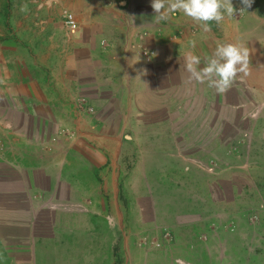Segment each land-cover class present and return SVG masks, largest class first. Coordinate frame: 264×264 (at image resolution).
<instances>
[{
  "label": "crops",
  "instance_id": "crops-1",
  "mask_svg": "<svg viewBox=\"0 0 264 264\" xmlns=\"http://www.w3.org/2000/svg\"><path fill=\"white\" fill-rule=\"evenodd\" d=\"M151 2L0 0V264L171 263V240L163 257L137 247V231L166 227L144 220L139 201L158 197L136 137L179 136L180 103L214 95L189 80L188 52L203 67L220 43L247 48L233 83L264 91V0L239 16L232 0L208 32L180 12L157 22Z\"/></svg>",
  "mask_w": 264,
  "mask_h": 264
},
{
  "label": "rangeland",
  "instance_id": "rangeland-1",
  "mask_svg": "<svg viewBox=\"0 0 264 264\" xmlns=\"http://www.w3.org/2000/svg\"><path fill=\"white\" fill-rule=\"evenodd\" d=\"M214 92L180 103L179 136L136 137L153 169L141 171L158 197L139 201L144 220L168 230L180 225L178 240L170 230L137 231V247L155 246L163 257L171 240L170 264H264V91L233 83Z\"/></svg>",
  "mask_w": 264,
  "mask_h": 264
},
{
  "label": "clouds",
  "instance_id": "clouds-1",
  "mask_svg": "<svg viewBox=\"0 0 264 264\" xmlns=\"http://www.w3.org/2000/svg\"><path fill=\"white\" fill-rule=\"evenodd\" d=\"M240 2L242 7L238 11L243 14L251 8L253 0H240ZM151 7L156 14L154 18L157 22L167 20L172 13L180 12L197 23L205 32L210 31V22L215 21L219 24L225 19V14L232 16L237 12L232 0H152ZM191 47L195 48V41L192 42ZM184 60V68L189 74V80L198 83L207 82L210 88H214L218 93H224L229 90L239 74L248 73L250 54L245 47L220 43L212 56L205 58L203 67L200 66L201 58L192 52H188ZM175 264H185V262L177 259Z\"/></svg>",
  "mask_w": 264,
  "mask_h": 264
},
{
  "label": "built area",
  "instance_id": "built-area-1",
  "mask_svg": "<svg viewBox=\"0 0 264 264\" xmlns=\"http://www.w3.org/2000/svg\"><path fill=\"white\" fill-rule=\"evenodd\" d=\"M239 11L236 16H239ZM65 24L68 27L71 34H76L79 31V25L72 13H65ZM168 236V235H167ZM160 245H158L159 247Z\"/></svg>",
  "mask_w": 264,
  "mask_h": 264
}]
</instances>
